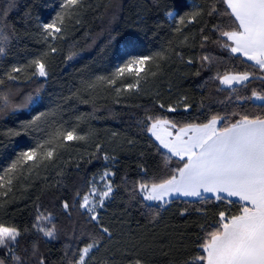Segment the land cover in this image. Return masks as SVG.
Returning <instances> with one entry per match:
<instances>
[{
  "label": "trees",
  "instance_id": "16d2710c",
  "mask_svg": "<svg viewBox=\"0 0 264 264\" xmlns=\"http://www.w3.org/2000/svg\"><path fill=\"white\" fill-rule=\"evenodd\" d=\"M12 2L14 7L9 10L5 23L9 30H15V38L6 55L0 56V76L13 64H25L48 50L40 38L39 25L51 21L60 10L62 0ZM174 2L83 0L77 16L68 23L64 38L50 41L57 52L47 58L48 77L27 80L21 74L20 80L14 82L20 89L17 102L29 93L38 95L41 102L0 113V153L11 154L12 147L17 150L32 147L42 138L43 133L25 131L21 127L40 112L51 113L45 118L47 125L64 124L66 128L79 125L81 134H90L87 142H77L61 150L54 164L41 167L31 175L25 173L26 179L21 177L15 181L13 190L6 197H0L5 201L0 208V222L16 226L23 233L15 246V255L21 258L22 264H39L41 256L46 258L47 264H67L69 258H76L79 248L99 234L78 203L72 205L74 198L79 199L76 193L81 196L86 193L88 181L108 168L115 173L110 179L114 197L100 217L114 235L102 241L90 264H101L105 260L109 264H128L136 256L147 264H182L200 254V224H214L219 210H237L215 201L200 204L198 200L174 199L166 210H161L157 220L151 221L147 208L142 207V197L137 194L136 199H132L133 189L138 190L140 182L159 180L180 163L177 157H171L166 164L165 157L171 154L147 132L146 116L168 118L178 122L179 127L185 123H205L216 114L226 116L229 122L239 119V115L233 113L264 115V108L259 107L264 102L247 99L253 90L264 93V79L260 78L264 73L256 72L246 85L235 86V90L222 87L216 79L229 71H254L246 58L239 54L234 56L216 43L226 38L214 32L212 26L222 24L227 30L228 19L205 16L200 23L191 24L182 34H177L164 16L167 6ZM211 2L213 0H187L188 5L205 9ZM8 4L9 0H0V10ZM205 22L207 27L203 34L209 39L201 47L200 28ZM185 35L189 39L181 44ZM159 51H164L168 59L162 62L156 77L142 83L139 92L125 91L117 95L113 87L104 83L96 82L94 89H86L83 83L94 82L98 76H111L130 56ZM204 55L212 57L211 62L202 63ZM188 59L193 63L188 64ZM132 82L131 78H126L118 81L117 86ZM182 97L187 98L182 106L176 112H168L167 107L178 103ZM161 103L165 105L163 109L159 106ZM184 103L191 105L187 111ZM47 125L42 124L46 128ZM10 129L20 131L21 135H6ZM97 145L101 146L99 151ZM105 154L115 160L106 162ZM6 163L0 159V166ZM64 201L70 205V214L62 207ZM151 206L158 207V204L151 203ZM185 207L190 211L180 216V210ZM196 207H202L205 214L197 213ZM37 209L51 215V223L57 230L56 240H47L32 228ZM46 226L51 227V224ZM133 244L137 247L133 248ZM34 245L38 249L36 255H33ZM5 256L7 264H16L11 254L0 250V258Z\"/></svg>",
  "mask_w": 264,
  "mask_h": 264
},
{
  "label": "snow or ice",
  "instance_id": "6c2138e0",
  "mask_svg": "<svg viewBox=\"0 0 264 264\" xmlns=\"http://www.w3.org/2000/svg\"><path fill=\"white\" fill-rule=\"evenodd\" d=\"M82 6L83 0H62L60 10L51 21L39 25L40 38L48 50L25 64H13L10 70L0 76V113L8 110L17 111L41 102L38 95L33 96L31 93L17 102L16 97L20 95V89L14 82L20 80L21 74L27 80L48 77L47 58L57 52V48L50 41L64 38L68 23L77 16ZM13 7L14 3L9 0L8 7L0 10V56L6 55L7 48L15 38V30H9L5 23L9 10ZM167 9L164 16L171 22L173 31L177 34H182L191 24L200 23L205 16L228 19L227 30L222 24L212 26L214 32L226 38V41L217 40L216 43L221 44L232 55L239 54L246 58V61L251 62L254 71L225 72L216 77L221 85L235 90V85H246L256 76V72L264 73V0H213L207 9L188 5L187 0H175ZM79 22L77 19L76 23ZM205 27L207 22L200 28L201 47H204V42L209 39L203 34ZM188 39L185 35L181 44H186ZM167 59L164 51L151 55L130 56L111 76H98L94 82L83 83L86 89H94L96 82L104 83L113 87L117 95L125 91L139 92L142 83H147L150 77L159 74L162 62ZM211 60L212 57L209 55L201 58L202 63ZM187 63L192 64L193 60L188 59ZM126 78H131L133 82L118 87L117 82H122ZM260 78L264 79V75ZM186 99L182 97L178 104ZM247 99L264 102V93L253 90ZM159 106L161 109L165 107L162 103ZM190 107V104L184 103L185 111ZM259 107L264 108V103ZM167 111L176 112L177 107L169 105ZM49 115L51 113L40 112L21 126L25 131L31 129L43 133L42 138L37 139L34 146L19 150L12 147L11 154L0 153V159L7 161L0 166V197H6L13 190L15 181L21 177L26 179L25 173L31 175L41 167L54 164L61 150L68 149L77 142L88 141L90 134H81L78 131L79 125L68 128L64 124L55 127L47 125L45 118ZM232 115H239V119L229 122L226 116L216 114L205 123H185L179 127L178 122L168 118L146 116L147 132L171 154L165 157L166 164L170 162L171 157H177L180 162L159 180L140 182L138 190L133 189L132 199H136L137 194L142 197V207L147 208V215L151 217V221L160 217L161 210H166L170 198L174 196L194 197L200 204L215 201L232 205L237 209L235 212L219 210L218 219L214 224H200L202 233L198 245L200 254L184 260L182 264H264V115L249 116L239 113ZM79 119L81 117H77V120ZM42 124L47 125V128ZM221 124L223 126H219ZM172 130H175L174 134ZM161 132H166V135H161ZM6 135L19 136L21 132L10 129ZM128 143L131 144L132 141L129 140ZM100 147L96 146L97 151ZM103 158L106 162L110 159L115 160V157L107 154ZM141 170L144 171L143 168ZM113 175L115 173L106 169L100 176L102 188L97 186L93 178L88 181L89 189L86 193L82 196L79 192L76 193L79 199L74 198L72 206L78 203L79 208L88 214L89 221L94 224L99 234L79 248L76 258H69L67 264H90L95 259L94 250L100 249L106 237L109 239L113 237L112 230L102 222L98 211L104 209L106 201L114 197V185L109 179ZM143 202H156L158 207ZM4 204L5 201L0 200V208ZM62 207L70 214V205L67 201L62 203ZM189 211L190 208L185 207L180 210L179 215L184 216ZM195 211L205 214L202 207H196ZM47 224H51V227L46 226ZM32 228L47 240L57 239V230L55 224L51 223V215H45L39 209ZM22 234L16 226H6L0 222V250L11 254V260L16 264H22L21 258L15 255V246L18 245ZM132 247L135 248L137 245L133 244ZM37 251L34 245L33 255H36ZM125 252L127 253V250ZM64 255L67 257L68 252L65 251ZM0 264H7L6 256L0 258ZM39 264H47L46 258L41 256ZM101 264L109 262L105 260ZM128 264L147 262L136 256Z\"/></svg>",
  "mask_w": 264,
  "mask_h": 264
},
{
  "label": "rangeland",
  "instance_id": "374dc122",
  "mask_svg": "<svg viewBox=\"0 0 264 264\" xmlns=\"http://www.w3.org/2000/svg\"><path fill=\"white\" fill-rule=\"evenodd\" d=\"M222 87H225V88H227L225 85H221ZM235 86H241V85H235ZM234 86V87H235ZM257 102H262V101H257ZM172 106H175V107H177V109H179L181 106H182V103H176V104H174V105H172ZM173 131V134L175 133V130H172ZM150 135H151V133H149ZM161 135H166V132H161ZM152 136V135H151ZM153 137V136H152ZM153 139H155V137H153ZM155 141L160 145V143H159V141H157L156 139H155ZM161 146V145H160ZM162 147V146H161ZM163 148V147H162ZM165 151H167L168 152V150L167 149H165V148H163ZM111 172H112V170H111V168H108ZM104 172V171H103ZM103 172L101 173V174H99L98 176H96L95 177V183L97 184V186L98 187H103V182L100 180V176L103 174ZM112 177V176H111ZM111 177H109V179H111ZM111 200H109V201H106V204H105V207H106V205L110 202ZM150 203H154V202H150ZM156 203V202H155ZM105 209V208H104ZM104 209H99L98 211L100 212V214H101V212L104 210ZM95 251V250H94Z\"/></svg>",
  "mask_w": 264,
  "mask_h": 264
},
{
  "label": "crops",
  "instance_id": "0c3cea01",
  "mask_svg": "<svg viewBox=\"0 0 264 264\" xmlns=\"http://www.w3.org/2000/svg\"><path fill=\"white\" fill-rule=\"evenodd\" d=\"M169 153V152H168ZM174 199H181V200H198L197 198H194V197H177V196H174V197H171L170 198V201L171 200H174ZM235 199V198H234ZM155 203V202H154Z\"/></svg>",
  "mask_w": 264,
  "mask_h": 264
}]
</instances>
